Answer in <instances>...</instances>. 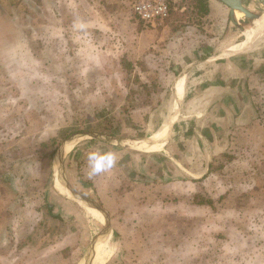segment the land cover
<instances>
[{"label": "rangeland", "instance_id": "1", "mask_svg": "<svg viewBox=\"0 0 264 264\" xmlns=\"http://www.w3.org/2000/svg\"><path fill=\"white\" fill-rule=\"evenodd\" d=\"M244 2L257 14L264 12V4L260 1L244 0ZM190 3V0L183 3L186 6L183 11L180 9L173 10L175 20H181L190 26L186 32V46L190 50L186 53L188 54L185 56L186 59L197 56V43L201 39L202 54L212 51L211 45H214L215 48H222L235 42V39L228 40L227 37L233 22L229 16L227 5L215 0V4L220 6L216 10L218 11L216 15L219 16L217 19L220 20L217 22V25L219 24L217 27V25H213L216 22L215 16L212 17L213 20L199 17L189 8ZM21 12H24L23 8ZM24 17L25 15L22 14V23L25 22ZM237 18L246 27H252L256 23L254 18L250 19L243 13L241 15L236 14L235 20H238ZM0 19L4 20V18ZM163 24H166V20L157 26ZM145 28L150 27L145 26ZM216 28L219 34L211 32V30L216 31ZM126 31H128L127 36L131 39L143 32L139 21L133 22V24L130 22ZM224 34L225 37L222 38ZM22 35L24 37L25 35L30 36L25 30ZM3 37L7 39L6 32L0 31L1 40ZM19 38L20 35L8 37L5 42H13ZM206 40L211 45H204L203 42L205 43ZM6 49L9 52L10 48ZM35 49L40 51L39 46ZM10 53L18 56L16 51L11 50ZM9 56L10 54L7 53L1 60L0 70L3 73L8 72L6 58ZM182 66V61H177L171 65V68L177 72ZM12 67H18L16 73L22 74L20 78L10 79L4 83L1 81L6 79L5 76L0 77V180L11 186L6 191L5 198L8 196L9 204H11L8 210L12 216L11 223L3 227L0 226V264H86L87 252L92 238L104 229L105 217L103 216L102 219L92 214L85 207L86 204L61 186L58 177H53L52 170H60L54 162L55 153L66 138L80 131H99L122 136L143 137L146 132L151 133L161 118H164L163 102L154 109L151 106L148 107L147 112L135 110L138 103L141 101L150 103L151 98L145 100V93L139 96L130 94L121 96L120 93L125 89L136 90L138 88V83L134 81L135 74L126 72V70H133L124 64H121V68L126 67V70H123L124 77L118 79H113L112 76L106 77L105 74L94 71L96 73L93 75L95 76L94 83L97 84V87L91 89L92 93L90 94L85 76L92 74L93 71L83 72L82 77L84 79L79 80L73 74L72 69L69 71L72 73L66 76L67 68L70 67L65 65L66 71L61 72L62 78H50L47 83L49 85L47 93L41 94L38 87L41 83L40 65L36 61L32 63L31 59L24 53L22 67L17 62H14ZM116 68L115 65L112 70ZM258 68L259 66H254L252 69L258 70ZM26 73L27 81L24 79ZM29 76H33L32 82ZM113 76L118 75L113 74ZM105 81L113 85L107 87ZM75 83L80 84L76 85ZM30 84H32L31 88L33 89L30 88ZM44 85L46 86L45 82ZM149 86L157 88L158 83L153 80ZM240 86L244 88L242 85ZM36 87L38 90L35 89ZM99 87L104 89L107 87V92L104 93V89ZM35 92H38V95ZM134 100L139 102H134ZM8 103L9 105H7ZM123 103L130 107L129 111L127 110L125 113L121 108ZM103 110L104 113H102ZM99 111L101 114H98ZM112 113L118 114L116 120L113 119ZM104 117H110L114 122L111 124V131L102 130L101 124ZM135 117H142L147 125L145 126L139 120L136 121ZM220 134H224V132ZM53 138H56L55 142L47 143V140H53ZM168 145V143H160V145H153V147L124 146L110 143L105 139L85 136L73 141L65 149L61 169L72 188L105 206L108 198H105L101 189L105 186L106 178L109 177L110 173L90 178L87 174V153L94 149L121 152L117 154V157H123L117 160L122 163L118 162L116 167L121 168L122 165L126 167L127 162H133V169L128 171L124 179L126 182L129 180L131 183L139 184L135 193H131V190H124L126 191L124 197L130 199L137 194L138 197L144 198L152 194L162 193L158 192L157 186L152 184L155 176L172 184L174 181L182 183L183 180L190 179L188 174L182 173L180 170L172 171L174 167H178L172 157L168 155H166L167 157L163 155L156 157L151 164L147 163L149 160L146 156L130 151L135 147L148 152L159 153L165 152L164 149ZM176 145L178 146V144ZM191 145L193 150L204 148L201 144L194 142H190L189 146ZM210 146L211 144H209ZM54 149H56L55 153L50 157ZM42 154L44 155L43 158L41 157ZM127 154L131 155L125 158ZM224 157L223 160H229L227 156ZM135 161L138 162L139 169H134L136 168L134 166ZM234 161L232 160L231 163ZM10 165H12L11 170H16L17 177H12L10 181H6L5 178L9 176L6 170H10V168L8 169ZM247 166V160L243 161L239 158L236 170H245ZM150 168L154 170H150ZM33 170L39 176L40 170L46 174H48L47 170H50L51 176H47V179L44 178L40 182L34 180L38 175H33ZM223 171L217 168L212 175L195 174V178L202 179L199 181L192 180L193 190L202 191L201 193L205 194L203 198L209 200V217L206 221L203 219L202 227L200 223L194 226L192 233H190V229L186 233L183 230L184 224L174 220L175 222H170L168 225L165 238L158 241V237L154 236L148 242L150 245L143 250L139 249L141 251L139 254L136 252L141 241L137 243L134 239L123 238L118 232H111L103 250L101 262L100 258H96L92 264H264V201H259L264 199V191L259 193L257 206H255L254 200L249 199L248 193L255 180H250L247 175L241 176L240 174L234 176L229 174L228 177H225ZM112 172L117 175L120 170H112ZM38 182L41 184L40 187H43L40 188V193L35 192L34 189ZM262 182L264 181H260L261 184ZM27 185H32L33 188L28 190ZM19 187L21 189H18ZM185 192L182 188L175 194L181 197ZM111 195L119 197V193L116 191H112ZM162 195L165 193L163 192ZM36 202L41 205H37ZM117 203L111 202L109 199L110 208L115 209ZM184 208L189 211L187 206ZM164 209L165 207L160 208L162 211ZM76 212L78 216L73 215ZM171 215L175 214L172 213ZM73 219L77 222L72 223ZM162 224L159 225L163 226ZM168 228L181 233V235L177 234L178 239L174 242L172 239L169 240L170 237L166 238L173 234ZM185 233L192 234V240H187ZM173 243L174 246L170 248Z\"/></svg>", "mask_w": 264, "mask_h": 264}, {"label": "crops", "instance_id": "2", "mask_svg": "<svg viewBox=\"0 0 264 264\" xmlns=\"http://www.w3.org/2000/svg\"><path fill=\"white\" fill-rule=\"evenodd\" d=\"M133 2L134 0H0V18H4L3 21L0 19V31L6 32L7 39L20 35L19 40L13 42H5L7 40L5 37L2 38L3 40L0 38V67L4 55L10 54L6 58L8 72L3 73L0 70V77L6 78L1 82L7 83V80H15L22 76L16 73L18 67L12 66L14 62H17L22 67L24 53L32 63L36 61L40 65L41 83L38 87L41 94L47 93L49 86L47 83L50 78H62L61 72L65 70V65L70 67L67 71L65 70L66 76L73 72L79 80L84 79L83 72L93 71L94 74L85 76L90 94L91 89L97 87L94 83L93 75L96 74L94 71L105 74L106 77L112 76L113 79H118L124 77L123 70H126V67L121 68V64L126 66L127 63H131L133 73L139 75L142 82L148 85L152 96L150 103H138L135 110L147 112L150 106L154 109L161 102L164 105V118H161L151 133L146 132L143 137L157 134L168 128L173 113H176L173 125L167 130L169 134L164 140L146 145L153 147L160 143H168L166 150L164 149L165 152L153 153L135 147L130 151L146 156L149 160L147 163L151 164L156 157L168 155L178 167H174L172 171L180 170L188 174L190 179L183 180V184L180 181H174L172 184L155 176L152 184L157 186L158 192H164L165 195L158 193L141 198L136 194L129 199L124 197L126 192L124 190L135 193L139 185L129 180L126 182L124 179L128 171L133 169V162H127L126 167L125 165L121 168L115 166L116 169L112 170H120V173L114 175L112 171V173L109 172L105 186L101 189L105 198H108L105 206H101L107 212L110 226L108 232L100 237L97 243L92 263L96 258H102L103 249L111 232H118L123 238L134 239L137 243L141 241L136 252L139 254L141 253L139 249L143 250L150 245L148 242L154 236L158 237V241L165 238L167 227L174 220L184 224L183 230L186 233L189 229L192 233L194 226L200 223L202 227L203 219L206 221L209 217L208 198H203L205 194H202V191L193 190L192 180L202 179L195 178V174L212 175L219 168L224 170L222 173L225 177L229 174L247 175L248 179L255 180L248 191L249 199L254 200L255 206H257L259 193L264 191V185L262 186L264 182L260 183L264 181V27L260 25L257 27L256 23L252 27H246L239 18L232 19L227 37L228 40L235 39V42L232 41L233 43L222 48H215L206 40V44L204 42L203 44L211 45L212 51L202 54L201 39L197 43V56L186 59L185 56L188 55L186 53L190 52L189 47L186 46V32L190 26L181 20H175L174 11H172V14L170 13L165 19V25L145 28L139 14L134 10ZM209 4L210 12L201 17L213 20L212 17L215 16L216 22L213 25L216 26L220 21L217 19L219 16L216 15L218 12L216 10L220 6L215 4V0H209ZM22 8L24 12H21ZM183 10L185 8L180 9V11ZM228 13L232 18L230 8ZM22 14L25 15L24 23L21 19ZM136 21H139L143 32L131 39L127 36V26L130 22L133 24ZM24 30L31 37L28 35L24 37L22 35ZM211 32L219 34L217 28L216 31L211 30ZM224 37L225 34L222 38ZM249 43L251 46L245 51L237 53L228 51ZM38 46L39 52L35 49ZM8 47L9 52L6 49ZM11 50L16 51L18 56L11 54ZM177 61H182L183 66L176 72L171 65ZM115 65L117 68L112 70ZM143 65L147 68L146 70L142 69ZM254 66H259L258 70H253ZM71 69L73 71L69 72ZM128 71L126 70L127 73ZM29 77L32 82L33 76ZM24 79L27 81V73ZM153 80L158 83L157 88L149 86ZM105 85L108 87L113 84L105 81ZM31 87L32 84H30ZM107 87L99 88L104 89L105 93ZM35 89L38 90L37 87ZM136 91L142 94L138 88ZM133 92L131 88H128L120 94L123 96ZM35 93L38 95V92ZM123 105L125 103L121 104V108ZM135 120L147 125L142 117H135ZM221 132L224 134H220ZM190 142L201 144L204 148L193 150V146H189ZM209 144H211L210 147ZM115 153L117 155L121 152ZM130 155L127 154L125 158ZM224 156H227L229 160H223ZM239 158L243 161L247 160L248 166L245 170H236ZM232 160L235 161L231 163ZM118 162L122 163L117 160L116 165L119 164ZM134 166L136 167L134 169H139L137 161ZM150 170L154 169L150 168ZM32 173L37 174L35 170ZM42 174L43 170H40V176ZM52 175L54 177L53 170ZM37 184L34 189L35 192L40 193V188L43 187H40V182ZM9 187L11 186L8 183L0 180L1 227L11 223L12 216L8 211L11 204H9L8 196L5 198ZM31 187L32 185H27L28 190ZM182 188L186 192L178 197L175 192ZM112 191L118 192L119 197L112 196ZM109 199L111 202H118L115 209L109 207ZM36 204L41 205L37 202ZM249 205L252 204L249 203ZM186 206L189 211L184 208ZM85 207L94 214L89 209L91 206ZM162 207H165L163 211L160 210ZM96 210L105 217L107 222L106 216L100 210ZM172 213L175 215H171ZM73 215L78 216V213ZM72 221V223L77 222L75 219ZM168 230L173 234L166 238L170 237L169 240L172 239L173 242L177 240L179 231L174 229V232L172 228ZM186 233L187 240H192L193 235ZM99 245L102 246L99 247ZM171 245L170 248L174 246V243ZM98 252L100 253L96 254Z\"/></svg>", "mask_w": 264, "mask_h": 264}, {"label": "water", "instance_id": "3", "mask_svg": "<svg viewBox=\"0 0 264 264\" xmlns=\"http://www.w3.org/2000/svg\"><path fill=\"white\" fill-rule=\"evenodd\" d=\"M219 1L224 3L225 5H227L230 8L231 17L233 20H235V18H236L235 17L236 10H240L243 12V14L246 17H248L250 19L254 18L255 20L259 21L260 26L262 28L264 27V12L259 13V14L253 12L251 10V8L245 4L244 0H219ZM257 1H260L262 4H264V0H257ZM250 46H251V44L249 43V44H246L245 46L237 47L235 49L228 50V51H231L229 53H237V52L245 51ZM225 53H227V51ZM220 55H222V53ZM175 117H176V113L174 112L173 118L170 120L168 128L164 129L162 132L150 135L148 137H127V136H119V135L105 133V132H99V131L76 132V133L71 134L68 138H66L61 143L58 150L56 151L54 162H55V164H57V167L60 170H53L55 178L58 177V179L61 181V185L65 189L70 191L72 194H74V196H77L79 198V200H81L82 203L100 210L107 218V222L105 224L104 229L102 231H100L98 234H96L91 241L89 250L87 252L88 257L86 260V264H92V261L94 258V253L96 251L97 243H98L100 237H102L105 233L108 232L109 226H110L109 218H108L107 212L104 210V208L100 204H98L95 200H92V199L88 198L87 196L80 194L74 188H72L70 186V184L68 183V180L66 178V175L64 174V171L61 169V164L63 163V153H64L65 149L73 141L84 138L85 136L90 137V138L105 139L108 142L116 143V144H120V145H124V146H131V145H141V146L144 145V146H146L148 144L164 140V138L169 134V132L167 130L173 125Z\"/></svg>", "mask_w": 264, "mask_h": 264}, {"label": "trees", "instance_id": "4", "mask_svg": "<svg viewBox=\"0 0 264 264\" xmlns=\"http://www.w3.org/2000/svg\"><path fill=\"white\" fill-rule=\"evenodd\" d=\"M190 6H189V8L190 9H192V11L194 12V13H197V14H199V16L201 17V16H204V15H206V14H208L209 12H210V4H209V0H190ZM173 10H171V12H172ZM5 15H7L8 17H9V15L8 14H5ZM11 16V15H10ZM128 67H131V70H132V64L131 63H127L126 64ZM142 69L143 70H146L147 68L143 65L142 66ZM129 73H133V71H128ZM130 75V74H129ZM134 81H135V83H138V90L139 91H141L142 93H145L144 94V96H145V100L146 99H149V98H151L152 99V96H151V89L150 88H148L147 86V84L143 81L142 82V80L140 79V76L139 75H135V78H134ZM134 92L133 93H130V95H134V96H139L140 94H138V91H136V90H133ZM150 99V100H151ZM134 102H139L138 100H134ZM140 103H143L142 101L140 102ZM130 107H129V105H127L126 106V104L124 105V107H122V111H123V113H125V111L127 112V110L129 109ZM129 111V110H128ZM102 113H104V110L102 111ZM98 114H101V112L99 111L98 112ZM122 114V113H121ZM120 114V115H121ZM112 117H113V119L114 120H116L117 118H118V114H115V113H112ZM110 120H111V122H110ZM114 122L112 121V119L109 117V118H106V117H104L103 118V122H102V130H104V131H111L112 129H111V124H113ZM110 127V128H109ZM56 141V138H53V140L51 139H49V140H47V143H49V142H55ZM58 141H59V139H57ZM57 141V143H60V142H58ZM48 145V144H47ZM56 147V146H55ZM55 150L56 149H54L53 151H52V153L50 154V157L51 156H53L54 155V153H55ZM41 157L43 158L44 157V155L42 154L41 155ZM10 168V171L8 172L7 171V173H8V177L7 178H5V180L6 181H10L11 179H12V177L14 178V177H17V174L16 173H14V171L13 170H11L12 169V165H10L9 167H8V169ZM48 171V174H46L45 172H43V174L41 175V176H39L38 174H33V175H38V176H36V178H34V180H37V181H40L41 182V180H43L44 178H48L47 176H51V172H50V170H47ZM209 201V200H208ZM209 203V202H208ZM9 212H10V210H8Z\"/></svg>", "mask_w": 264, "mask_h": 264}, {"label": "built area", "instance_id": "5", "mask_svg": "<svg viewBox=\"0 0 264 264\" xmlns=\"http://www.w3.org/2000/svg\"><path fill=\"white\" fill-rule=\"evenodd\" d=\"M186 0H134V10L139 14L144 26L161 24L169 17L171 10L186 8Z\"/></svg>", "mask_w": 264, "mask_h": 264}, {"label": "clouds", "instance_id": "6", "mask_svg": "<svg viewBox=\"0 0 264 264\" xmlns=\"http://www.w3.org/2000/svg\"><path fill=\"white\" fill-rule=\"evenodd\" d=\"M117 155L112 150L94 149L87 153L88 176L94 177L112 171L117 164Z\"/></svg>", "mask_w": 264, "mask_h": 264}, {"label": "bare ground", "instance_id": "7", "mask_svg": "<svg viewBox=\"0 0 264 264\" xmlns=\"http://www.w3.org/2000/svg\"><path fill=\"white\" fill-rule=\"evenodd\" d=\"M243 12L242 11H240V10H236V14H242ZM240 18V17H239ZM260 25V23H259V21H256V26L258 27ZM264 38V37H263ZM167 128V127H166ZM61 184V183H60ZM62 186V185H61ZM63 188V187H62ZM89 208V207H88ZM97 217H99V218H102L103 219V216L100 214V212H98L96 209H94V208H89ZM106 243H107V241H106ZM105 244V243H104ZM103 245V244H102ZM101 245V246H102ZM105 249V248H104ZM103 249V250H104ZM100 252H98V253H96V254H99ZM101 260H102V258L100 259V262H101ZM104 262V261H103Z\"/></svg>", "mask_w": 264, "mask_h": 264}]
</instances>
